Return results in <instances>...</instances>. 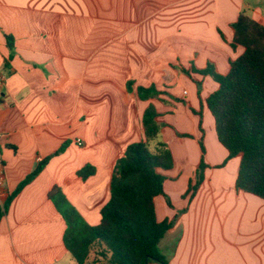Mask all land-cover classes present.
I'll return each mask as SVG.
<instances>
[{"label": "crops", "instance_id": "1", "mask_svg": "<svg viewBox=\"0 0 264 264\" xmlns=\"http://www.w3.org/2000/svg\"><path fill=\"white\" fill-rule=\"evenodd\" d=\"M242 11L264 25V0H0L8 196L51 157L0 221V264H76L48 194L60 188L88 225H98L115 161L145 139L149 104L174 158L164 172L172 208L163 196L155 199L163 205L161 213L156 206L159 221L176 217L160 253L168 264H264V200L236 189L239 158L218 167L228 153L205 104L218 84L198 72L210 67L225 75L243 53L231 46ZM150 86L162 94L141 100L137 88ZM202 155L208 167L189 200L183 196ZM87 164L95 174L83 181L77 172ZM92 259L87 264H107Z\"/></svg>", "mask_w": 264, "mask_h": 264}, {"label": "trees", "instance_id": "2", "mask_svg": "<svg viewBox=\"0 0 264 264\" xmlns=\"http://www.w3.org/2000/svg\"><path fill=\"white\" fill-rule=\"evenodd\" d=\"M232 28L231 46L242 47L243 53L230 62L225 75L211 71L210 67L198 72L211 75L218 84V89L205 101L215 121L217 139L228 153L218 167L239 158L236 189L264 200V25L242 11ZM8 47L12 45L8 43ZM131 86L129 82V91ZM137 94L147 101L159 98L162 92L150 86L138 87ZM159 116L155 106L149 104L142 118L145 139L128 145L115 161L110 198L100 210L98 225H88L60 188L49 192V199L65 221L63 243L76 264H87L92 258V262L107 264H168L159 251V243L174 227L176 217L159 221L155 199L163 196L172 208L164 191L167 176L162 172L173 168L174 158L164 142L157 143L155 154L148 147L149 141L160 134ZM67 146L68 142L64 143L54 155L63 153ZM50 158L42 160L9 194L0 207V221L14 198L43 171ZM207 167L202 155L195 178L183 197H194ZM94 174L95 168L89 164L77 172L83 181Z\"/></svg>", "mask_w": 264, "mask_h": 264}, {"label": "built area", "instance_id": "3", "mask_svg": "<svg viewBox=\"0 0 264 264\" xmlns=\"http://www.w3.org/2000/svg\"><path fill=\"white\" fill-rule=\"evenodd\" d=\"M1 138L2 136L0 135V207H3L6 199L8 198V191L6 189L5 167H4V163H3L2 155H1ZM75 143L78 146L83 145V142L81 139H76Z\"/></svg>", "mask_w": 264, "mask_h": 264}, {"label": "rangeland", "instance_id": "4", "mask_svg": "<svg viewBox=\"0 0 264 264\" xmlns=\"http://www.w3.org/2000/svg\"><path fill=\"white\" fill-rule=\"evenodd\" d=\"M164 140H165L164 137L161 136V135H159L158 137H156V138L150 140L149 143H148V147H149V150L151 151V153L155 154L156 151H157V147H158L157 143H158V142H164V143H165ZM236 160H237V159H236ZM237 161H238V160H237ZM188 171H190V170H185L184 173L186 174V173H188ZM229 172H233V169H231V167H229ZM162 173L164 174V172H162ZM168 173H169V172H167V174H168ZM162 200H163V198H162ZM156 206H157L159 212L161 213V211H162V209H163V208H162L163 205H161V201H158Z\"/></svg>", "mask_w": 264, "mask_h": 264}]
</instances>
